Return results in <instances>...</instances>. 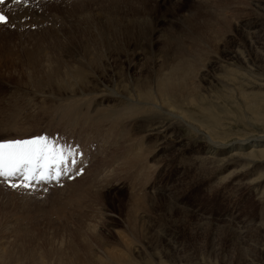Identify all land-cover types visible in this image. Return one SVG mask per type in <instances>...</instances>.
<instances>
[{"label": "rangeland", "instance_id": "obj_1", "mask_svg": "<svg viewBox=\"0 0 264 264\" xmlns=\"http://www.w3.org/2000/svg\"><path fill=\"white\" fill-rule=\"evenodd\" d=\"M68 1L71 4L63 10L72 9L71 15L79 19L78 22L71 21L72 16L67 14L68 10L56 12L61 19L65 20V16L68 19L65 21L66 24L63 22L57 25L65 26L60 30L61 34H58L59 28L55 29L52 20L47 21L48 24L46 22L44 28L42 25L38 26V23H35V26L25 19L32 24V28L27 25L23 32L24 37L15 38L16 51L20 50L21 54H24L23 58L16 56V63L9 62L10 64L6 60L5 64L9 70L1 68V72L7 77H0V104L5 101V92L18 90L19 96L14 94L17 97L13 96L9 99L11 102L7 103H11L15 110L16 106L21 105L17 110L24 107L21 109L24 113L28 109L36 112L39 108L38 103L43 104L45 100L44 97L34 96L39 95V88H42L44 83L37 82L33 75L43 78L42 72L51 67L48 65L52 64L49 61L55 57L56 60L59 56L66 60L74 59L73 57L82 60V52L96 51L97 48L101 52L103 49L101 43L106 40L125 47L126 55L124 53L116 55V52L112 51L117 58L112 69L117 78H124L130 83L133 74L127 69L130 65L134 69L141 67L142 60L138 56L140 50L144 49L143 56H146V52L147 57L149 55L153 60L154 53L161 50L173 53L172 47L174 48L179 41L188 45H185L186 47L194 48L198 45L196 41L198 37L204 40L203 35L195 37L194 32H200L208 24L211 31L216 29L219 31L215 36L208 33L209 49L203 50V66L212 58L210 56L216 57L219 61L218 64L214 63L215 67L207 68L208 74L225 76L226 69L223 64L231 62L230 55L240 53L249 60L248 64L241 66L234 61L232 64L234 63L235 68L228 66L227 69L238 71L237 68H241L242 71L239 72L246 76V84L260 83L259 78L264 77V72L259 69L264 66V62L254 61L256 54L264 55V22L259 20L255 30L249 28L260 17V11L254 7L255 0ZM59 5L65 6L62 3ZM219 6L225 9L227 15L226 23L223 24L216 23L214 19L216 16L213 11ZM44 9H41L39 14L46 12ZM53 13L47 9V14ZM101 18H104L102 24ZM30 19L32 20V17L28 18ZM82 22H86V26L78 25ZM233 24H238L245 33L242 35L236 32ZM40 27H43L42 31ZM7 30L9 27L2 31L7 33ZM37 50H42V58L41 55L38 56L40 58L38 64L43 70L34 71V66L28 70L29 64L32 63L30 53H36ZM105 54L108 56V53ZM105 54L101 56L105 57ZM151 60H147L146 64L149 65ZM102 61L103 69H100L99 77L109 81L110 65L107 58H103ZM200 73L201 71L196 79L197 85L205 91L208 82L202 81ZM35 87H39L38 90ZM18 88L29 95L28 101L27 98L24 100L25 97L21 96ZM209 89H212L210 91L213 94L221 90ZM252 93L255 96L244 93L243 97L239 96L240 99L235 97L238 101L228 98L230 100H225L228 101L226 105H224L226 102H220L218 115L216 113V116H209L216 119L219 125L212 132L217 141L229 144L264 136V93L257 90ZM29 99H32L30 103ZM46 121L47 119L43 122ZM181 130V137L194 142V133L192 134L190 130ZM190 146L182 149V152L188 151ZM241 147L246 148V145ZM171 151L174 152L175 148L172 147ZM227 154L228 151L224 157H227ZM176 163L174 161L162 165L160 160H155L154 165L151 163L154 167L159 166V170H146L144 181L148 184V189L145 190L149 195L143 197L146 199L142 202H137L138 198L132 197L133 193L130 190L132 188L128 185L130 179L125 180L122 187L112 188L116 184H121L105 180L92 185L93 176L88 177L76 188L59 190L65 189L64 187L69 184L66 183L57 187L59 191L56 192H53L55 188H48L42 192L33 190L22 193L16 192V188L15 190L5 188L1 184L0 256L10 263L17 264H38L40 260L45 261V264H58L60 260L64 264H70L71 258L75 255L73 252L76 254L79 252L81 259L86 263L97 264L95 259L98 256L102 257L104 250L100 243H94L96 240L94 238L103 235L105 243L110 244L106 249L116 251L115 247H121L122 244L119 236L121 234L128 246L137 251L125 257L126 264H264V181L258 183V180L264 179V162L257 167L252 164H241L245 168L236 164L226 171L227 166L221 173L213 176L210 175L216 166L211 163V165L205 163L202 167L196 165L197 167L189 171L178 170ZM235 170L241 174L236 176L234 181L228 183L223 181V177H227L233 171L236 172ZM247 173L248 176L245 175ZM96 193L97 196L102 193L105 198L100 196L103 199L99 197L97 199L100 200H96ZM84 242L86 246L87 244L95 246L94 255L84 249ZM106 263L110 264V261Z\"/></svg>", "mask_w": 264, "mask_h": 264}, {"label": "bare ground", "instance_id": "obj_2", "mask_svg": "<svg viewBox=\"0 0 264 264\" xmlns=\"http://www.w3.org/2000/svg\"><path fill=\"white\" fill-rule=\"evenodd\" d=\"M65 1L68 0H28L26 4H15L12 0H7L4 4H0V11L4 12L9 17V23L6 25L0 24V77H7L1 72V68L9 70V67H6L5 64L6 60H8V63H16V56L19 58L22 56L23 58L24 54H21L20 50L16 51L15 38L24 37L23 32L25 31L24 29L27 28V25L32 28V24L30 23H38V26L42 25L44 27L47 21L52 20V24L56 27L55 29L57 30L59 28L57 31L58 34H61L60 30L64 29L63 27L65 26L57 25L63 22L65 23L68 19L65 15V20L61 19L62 17H58L56 12H62L67 5L71 4L69 3L70 1ZM73 1L75 0L71 2ZM144 1H142V3H144ZM254 2L255 9L260 11V17L253 22L254 24L249 26L250 30L251 28L254 30L257 28L256 24L259 23V20L260 22H264V1L255 0ZM61 3L65 6L59 5ZM43 8L46 9V12L39 14V11ZM47 9L54 13L50 15L47 14ZM66 10L69 12L67 14H72V9H65L63 12ZM213 12L216 16V18H214L215 22L223 24L227 18L225 9L219 6V8L214 9ZM29 17H32V20H28ZM25 19L30 23L25 21ZM78 19L79 17L73 15L70 20L78 22ZM103 19H100L101 24ZM234 23L236 22L234 21ZM86 24V22H82L78 25L86 26ZM233 25L236 27V32H240L242 35L243 32L245 33L238 24ZM7 27H9L7 33L3 32ZM15 31L18 32L16 33ZM218 32L217 29L211 31L210 24L205 25L200 32H194L195 37L200 35L204 37V40L201 37L196 39L198 42L196 47H186L188 45L179 41L174 48L172 47L173 53H165L161 50L158 53H154V58L152 57L153 60L149 58V55L147 57L146 52V56H143L144 49L140 50L138 56L142 60V63H140L142 64L141 67H135L134 69L132 65H130L127 69L133 74V79L130 83H127L124 78H117L114 74L112 66L117 58L112 51H115L116 55L121 53L126 55V50L124 46L111 40H106L101 43L103 48L101 52L98 48L96 51L82 52V60H78L75 57H73L74 59L66 60L62 56L57 57L58 61L56 57L52 60L48 58L50 60L49 62L52 64H48L47 62L51 67H48V70L46 69L45 72H42L44 77H35L36 75H33V77L38 80L37 82L41 81L40 84L44 83L43 87H40L41 89L38 87L40 90L39 95L35 94V92L34 98L41 96L44 97L43 99L45 102L46 100H49V102H46L47 104L45 102L43 104L38 103L39 108L34 113L31 109L26 110L24 113L21 110L24 107H20L21 109L19 108L20 110H17V107L21 105L16 106L15 110L11 103H7L14 94L18 95V90L9 91L10 93L5 92L4 105L0 104V141L27 139L38 135H46L48 138L50 136L53 140L72 139L75 141L73 146L78 145L76 150L79 151L82 149L83 157L87 159V161L85 159L83 164L86 172L83 177L78 178L72 183L70 182L64 187L65 189L62 188L59 190L64 191L76 188L80 186L84 180L88 179V177L91 178L93 176L94 180L92 181V185L99 184V182L105 180H113L121 184H116L112 186V188L117 186L122 187V185H125L124 181L130 179L128 185L132 188L130 189L133 193L132 197L135 199L138 198L137 202L145 200L146 198L143 197H146L149 193L145 190L148 189V184L144 181L146 170H159V166H153L155 160H160L162 165H168L175 161L177 162V169L182 171H189L196 165L202 167L205 163L206 165L211 163L216 167L210 176L221 173L223 169L228 166L226 168L227 171L232 165L235 166L236 164H252V166L257 167L260 163L262 164L264 162V136L253 137L248 140H240L229 144L217 141L215 137H213L214 134L212 132L216 130L219 125L216 119L210 118L209 116H216L218 109H220L218 106V104L221 105L220 102H226L225 100L229 101L230 99L228 98L235 99L236 97L240 99L239 96L243 97L242 95L244 93L255 96L252 92L256 90L264 93V77L259 78L260 83L246 84V76L239 72L242 71L241 68L236 67L238 71L227 69L228 66L235 68V65H233L234 63L232 64L234 61L241 66L248 64L249 60L245 59L240 53L234 54L233 56L230 55L229 60L231 62L227 61V63L223 64V67L226 69L224 72L226 73L225 76L208 74L207 68L211 69L215 67L214 63L218 64L219 61L216 60V57L210 56L212 58L206 64L207 67L203 66V50L209 49V46H207L209 43L208 33H212L215 36ZM16 34L18 36H16ZM108 36L109 35H107V37ZM41 51L42 50H37L36 53H30L32 63L29 64L28 70H31L32 66L35 67L34 71H38L39 69H41L39 71L43 70L38 64L40 60L38 56L41 55ZM208 52L209 51H207V53ZM105 53H108V56ZM103 54L107 57H102L101 55ZM103 58H107L110 65V70L108 69L110 72V74H108L110 77L109 81L99 77V71L103 67ZM262 59H264V55L260 53L255 55L254 61L258 60L260 63H263L264 60ZM119 60H123V58ZM147 60H151L149 65L146 64L148 62ZM251 61L250 59V62ZM106 64L107 62L105 65ZM147 65L149 67H147ZM259 69L264 72V66L259 67ZM199 71H201L202 81L208 82L205 85V91L197 85L198 80L196 81V79ZM27 72H25V74ZM215 72L216 71H214V73ZM38 73L37 76H39ZM228 73H230V75ZM30 74L29 77L31 76ZM29 77L26 76L28 79ZM45 80L47 81L45 82ZM35 85H37V83ZM208 87L220 88L221 90L213 94L212 91H210L212 89ZM197 88L199 89L197 90ZM23 91H21V96L25 97L24 100L27 98L26 101H28L30 97ZM219 95L220 97H218ZM29 100L30 103L32 99ZM227 102L224 105H226ZM246 103L247 102H245V104ZM46 119L47 121L43 122ZM167 123L168 127H166ZM35 126L37 128H34ZM181 129L190 130L192 134L194 133V142H189L187 138L181 137ZM66 135H68V137ZM201 140L202 142H200ZM189 145H191V148L188 151L182 152V149ZM244 145H246V148L241 147ZM172 147L175 148L174 152L171 151ZM227 151V157H224ZM257 157L263 159L258 160ZM150 162H153V165ZM82 163L83 162H81L80 165ZM242 167L245 168L244 166ZM207 171L208 170H206V172ZM237 171H233V173H230V175L228 174L227 177H223V181L226 183L231 180L234 181L235 177L241 174H238ZM246 171H248V168ZM251 173L253 174L254 172ZM245 175L248 176L249 173ZM201 176L205 177V175ZM261 181H264V179L261 178L258 180V183ZM1 184H3L5 188H8V185L0 178V185ZM128 185L126 186L128 187ZM46 187L55 188L53 192L59 191L56 185L37 186L35 191H46V189H48ZM15 191L24 193L32 190L27 191V189L20 187ZM151 194L152 192H150V195ZM100 196L104 197L102 193L98 196L96 193V198L95 196L94 198L99 201L100 199L97 198ZM119 236L122 244L121 247H115L116 251L106 249L110 244L105 243L103 235L100 234L94 238L96 239L94 243H100L102 245V250H104L103 256H98L95 259L97 264H107V261H110V264H126L127 261L125 257L137 252L136 249L128 246V243L121 234H119ZM83 246L87 252L94 255V245L87 244L86 246L84 242ZM72 250H74V248H72ZM73 255L70 264H88L81 259L79 252H77V254L73 252ZM1 259L4 258L0 256V264H7L8 261L5 259L2 261ZM58 262V264H64L62 260ZM43 263L45 264L43 260L38 262V264Z\"/></svg>", "mask_w": 264, "mask_h": 264}, {"label": "snow or ice", "instance_id": "obj_3", "mask_svg": "<svg viewBox=\"0 0 264 264\" xmlns=\"http://www.w3.org/2000/svg\"><path fill=\"white\" fill-rule=\"evenodd\" d=\"M15 4H26L28 0H12ZM5 0H0L4 4ZM9 23V17L0 11V24ZM65 150L56 147L45 136L31 139L0 141V177H19L20 183H11L12 188H29L33 182L53 178L49 170L65 162ZM59 173H57V176Z\"/></svg>", "mask_w": 264, "mask_h": 264}]
</instances>
